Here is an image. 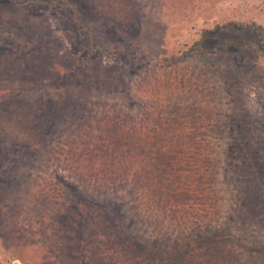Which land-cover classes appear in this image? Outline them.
Wrapping results in <instances>:
<instances>
[{"label":"rangeland","instance_id":"obj_1","mask_svg":"<svg viewBox=\"0 0 264 264\" xmlns=\"http://www.w3.org/2000/svg\"><path fill=\"white\" fill-rule=\"evenodd\" d=\"M37 1L0 0V264H264V0L156 5L110 31L89 14L91 0L78 15ZM198 67L200 94L166 83L175 68L199 76ZM216 71L236 97L234 116ZM196 99L211 107L195 115ZM157 118L179 137L153 136L164 128ZM185 136L218 155L222 186L205 204L183 205L190 221L179 223L157 195L171 184L151 171L170 165L169 182L183 190ZM154 141L169 151L157 165ZM83 150L102 155L98 167L109 161L99 177ZM136 160L152 162L142 191L140 167L120 174ZM240 187L249 216L227 212Z\"/></svg>","mask_w":264,"mask_h":264},{"label":"trees","instance_id":"obj_2","mask_svg":"<svg viewBox=\"0 0 264 264\" xmlns=\"http://www.w3.org/2000/svg\"><path fill=\"white\" fill-rule=\"evenodd\" d=\"M81 1L82 0H51L50 2H47L46 0H40V1L38 0L37 3L38 4L41 3L42 7L47 6V7H50L51 9L61 10L62 12L72 11L74 14L78 15L80 12V8L83 7V4H81ZM120 1L122 2H119L117 6L104 7L101 4H99L98 0H91L87 2V5H88L87 9L90 11L89 14L91 13L94 19L100 20L103 29H105L106 31H110L111 28H116V27L119 28V23H122L121 19L123 17V14L126 15L125 16L126 22L128 23L132 17L135 18V17H138V15H140L142 18L152 17L153 8H155L156 5L157 7L160 6L163 11L171 10V12L173 11L176 12L178 10L183 9L184 7H187L189 0H120ZM118 19L120 21H118ZM138 37L142 38L141 35H138L137 39ZM175 69L177 72L176 74L167 76L166 83H168V86L169 84L170 86L172 85L177 86L178 83L179 84L182 83L184 84V87H187L186 88L187 90L189 91L197 90V93H199L200 91L198 88L199 82L197 81L200 78H203L205 80L206 76L201 74L202 72H206L205 69L203 68L199 69L198 67L199 72H200L199 76L195 75L197 72V69L195 70L194 74L190 70H184V69H179V68H175ZM216 72L219 76L220 83L214 85V89L217 90V92L216 91L215 92L219 96H220L219 93L223 94L222 96H220L221 102L227 103L229 105L230 107V108L228 107L230 109L229 112L231 113V115L234 116L236 114L235 113L236 106L234 105L236 103V97L232 91L228 90L227 82H225L224 79L221 77L220 72L219 71H216ZM60 84H63V82L61 81ZM221 91H225V92H221ZM206 92L212 93V91H207V89H206ZM205 96L206 95H204V97ZM210 96L211 95H209V97ZM196 100L197 102L193 101L191 103L192 105L189 106V108L193 107L194 105L197 106L195 108L197 109L195 110V115H197V112L204 113L205 109H207L208 106L211 107L210 104H207V106H204L208 102L207 100L203 102H199L198 99ZM217 103H216L217 106H215L216 107V110L214 111L215 113L220 112L221 109L224 107L223 105H221L220 102L218 104ZM186 107H188V105ZM159 109H162V107H160ZM145 115L147 117L149 116L153 117V114L151 113L145 112ZM218 116H221V115H217V117ZM228 117L229 119H231L230 115ZM207 118L208 120L212 119L211 122H215L214 121L215 118L212 114L208 115ZM231 120L233 121V117ZM150 121L152 122L154 121L155 124H158L159 126H163L165 128V129L163 128L164 130L163 129L156 130V128L152 130L153 136H156V138L160 139V136L172 134L170 135L171 137L164 136L166 137V141L167 139L168 140L170 139L171 141L172 139H176L177 137H179L177 136L176 133H174L173 129L171 130L170 124L165 126L166 122L163 119L161 118H157L153 120L150 119ZM193 121H195L194 116H193L192 122ZM201 121L203 120L201 119ZM93 133H95V130L93 131ZM184 138H185L186 146L184 147L185 150L181 152L184 154L183 156L184 158L180 160V162L178 163L181 167L180 173L182 174V176H180L179 179L183 177L181 179V182L183 183V185L181 184L182 185L181 187L183 188L182 191L174 188V185H175L174 182L173 183L169 182L171 181L169 179L172 176V173L171 171L168 170V168H171V166L170 165L167 166V164L165 163L163 164L162 162L164 161L160 160L167 153H169V151H166L167 149H165L164 147H163L164 149L159 148L162 146L160 144L157 145L155 141L152 143V148H153L152 150H157L159 148V152L161 154V157H159L160 161H155L156 163L155 165L160 164V163L162 164H160L161 168L153 166L152 169L154 170L151 171V174H154V176H156L157 174L162 173L161 175L156 176V179L171 184V187L165 186L160 181L163 184V186H161L162 190L158 191L157 195L160 193L161 197L162 196L168 197V202L171 201V203H173L172 205L177 207L176 209H174L175 210L174 215H173L174 218L172 219V221L173 222L179 221V223H181L182 221H188V220L190 221L189 217H185V213H186L184 210L185 204H189L190 201H196L194 203L195 205L198 202H201L199 204H205V202H208L210 198L213 199L212 192L214 190L216 191V189H218V186L220 187L222 186L220 185L221 183L220 175L222 174H221V171L218 169L219 168L218 165L220 161V158L217 157L218 155L216 154L214 157L211 158L210 157L211 155L207 154L209 152V147L207 145L200 144L199 142H197V139H195L193 136H185ZM94 140H96V137H94ZM147 151L148 150H144L143 153H146ZM85 155L87 156L86 159L88 160V163H92L93 173L96 174V177H99L100 171L98 169L102 170L100 166H103L104 163L109 164V161L103 159L104 161L101 164H99L100 166L98 167L97 166V162L99 161L98 158L99 156L101 158L102 155H99V153L95 151L83 150V153H81V156H85ZM142 155L147 156V153L142 154ZM124 162H127V159L123 160V163ZM135 163L123 164L122 169L120 170V174L122 176H126L127 173H132L131 171L135 166L140 167L141 171H137V170L135 171V174H134L135 177H134L133 182H136V186H135L136 189H139L142 191V189L146 187V183H148V182H143V176H144L143 173L146 174V177H145L146 179L149 175L148 172L151 170L150 164H152V162H149L148 160H146L145 162L140 161L139 163V160H136ZM163 165H166V167H164ZM113 166L114 165H112V169L110 168L108 169V173H112V171L115 169L113 168ZM172 168H173V164H172ZM165 176H167V178ZM162 177L164 179H162ZM147 181H149V179ZM192 185H196L197 189L200 190L201 192L200 196L193 198V195L191 194V192L193 193L197 189L193 190ZM211 186L213 187V190ZM238 193H239L238 195L235 193L231 194L232 200L230 201L231 204L229 205L231 209L227 210V212H229L230 215H233L235 213L245 214L246 212L248 215V210L246 209V204L248 203L247 200L249 197L247 194V189L240 187ZM176 200L177 202L175 203ZM194 204L193 205L190 204L191 206L190 208H192ZM233 204H234L235 209L232 210ZM237 205H239V207H237ZM169 215H171V213H169L168 216ZM231 217L232 216L229 217L230 220H232Z\"/></svg>","mask_w":264,"mask_h":264}]
</instances>
